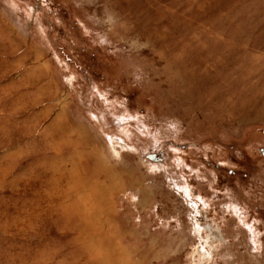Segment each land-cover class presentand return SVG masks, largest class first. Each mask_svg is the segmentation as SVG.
Returning <instances> with one entry per match:
<instances>
[{
    "label": "rangeland",
    "instance_id": "374dc122",
    "mask_svg": "<svg viewBox=\"0 0 264 264\" xmlns=\"http://www.w3.org/2000/svg\"><path fill=\"white\" fill-rule=\"evenodd\" d=\"M0 264H264V0H0Z\"/></svg>",
    "mask_w": 264,
    "mask_h": 264
},
{
    "label": "bare ground",
    "instance_id": "6f19581e",
    "mask_svg": "<svg viewBox=\"0 0 264 264\" xmlns=\"http://www.w3.org/2000/svg\"><path fill=\"white\" fill-rule=\"evenodd\" d=\"M153 158H154V156H153ZM191 198V197H190ZM196 205V204H195ZM196 215V214H195ZM195 217V216H194ZM192 221H193V225H194V227H195V232H196V234L199 236L200 235V231L201 230H203V228H202V225H201V223H200V221H198L197 219H194L193 220V218H192ZM204 226V225H203ZM204 229L208 232V235L206 236L207 238H209V239H211L212 241H213V239H214V237L215 236H212V231H211V229H212V227L211 226H206V227H204ZM213 230V229H212ZM206 235V234H205ZM217 237V236H216ZM215 237V238H216ZM220 238V237H219ZM209 241V240H208ZM207 246V245H206ZM208 247V246H207ZM199 249V248H198ZM212 251H213V249H207V248H205L203 245L201 246L200 245V250L199 251H197L198 253H200V256H201V258H203V259H206V258H209L211 255H212Z\"/></svg>",
    "mask_w": 264,
    "mask_h": 264
},
{
    "label": "water",
    "instance_id": "95a60500",
    "mask_svg": "<svg viewBox=\"0 0 264 264\" xmlns=\"http://www.w3.org/2000/svg\"><path fill=\"white\" fill-rule=\"evenodd\" d=\"M149 158H151V159H152V158H153V155H149Z\"/></svg>",
    "mask_w": 264,
    "mask_h": 264
}]
</instances>
